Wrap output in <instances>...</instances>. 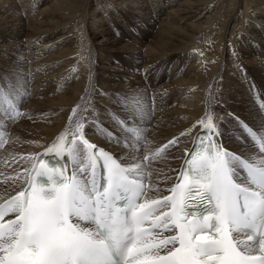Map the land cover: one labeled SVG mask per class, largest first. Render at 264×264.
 <instances>
[{"label": "bare ground", "instance_id": "bare-ground-1", "mask_svg": "<svg viewBox=\"0 0 264 264\" xmlns=\"http://www.w3.org/2000/svg\"><path fill=\"white\" fill-rule=\"evenodd\" d=\"M0 88L11 98L0 107V202L25 188L37 154L61 136V151L73 147L81 124L92 143L147 165L155 200L213 115L225 145L263 159L236 124L264 133V0H0Z\"/></svg>", "mask_w": 264, "mask_h": 264}, {"label": "snow or ice", "instance_id": "snow-or-ice-1", "mask_svg": "<svg viewBox=\"0 0 264 264\" xmlns=\"http://www.w3.org/2000/svg\"><path fill=\"white\" fill-rule=\"evenodd\" d=\"M4 105L11 98L0 88ZM199 124L197 146L162 201L145 198L146 164L117 162L84 138L83 125L71 175L67 162L46 161L59 158L61 136L34 157L27 187L0 204V264H264V161L246 163L216 143L211 119ZM78 156L86 168L75 166ZM237 168L246 169V183L235 179Z\"/></svg>", "mask_w": 264, "mask_h": 264}, {"label": "rangeland", "instance_id": "rangeland-1", "mask_svg": "<svg viewBox=\"0 0 264 264\" xmlns=\"http://www.w3.org/2000/svg\"><path fill=\"white\" fill-rule=\"evenodd\" d=\"M144 63H141L138 67H139V69H138V76H137V73H135V75L136 76H134V77H131V79H134V80H137V79H139L138 77L140 76V75H142L145 71H144V69H145V67H144V65H143ZM242 66H236L235 67V69L236 70H238V72H240L241 70H242V68H241ZM239 68V69H238ZM256 89V90H255ZM251 90H253V91H256V93H259L260 95H261V92H259V91H262V89L257 85V84H252V86H251ZM149 92H151V91H149ZM254 95H255V93H254ZM105 98H106V96H105ZM263 102V100H260V101H256V104H257V106H260L261 105V103ZM148 104V103H147ZM108 105V104H107ZM108 107V106H107ZM108 108H110V107H108ZM150 109V111H152V108H149ZM15 110V109H14ZM16 111V110H15ZM122 112H124L123 110H122ZM122 112H119V113H121L122 114ZM230 114V113H229ZM232 114V113H231ZM230 114V115H231ZM152 113H151V115L149 116V119H151V117H152ZM10 117H12L11 115H10ZM14 120H16L15 122L17 123L18 121H20L21 119H22V116H20V114H15V116L14 117H12ZM88 119H90L89 121H91L92 122V115H89L88 116ZM8 120V119H7ZM237 120L238 121H240V119L239 118H237ZM243 121V120H242ZM7 122H9L10 124H13V123H15V122H13V123H11V121L10 120H8ZM113 122H117V119L115 120V121H113ZM148 123H149V121H147ZM90 123V122H89ZM148 125V124H147ZM236 126H238V127H236L240 132L242 131V126H241V123L239 122V123H237L236 124ZM123 130V129H122ZM113 131V130H112ZM124 131L126 132V129H124ZM114 132V131H113ZM130 135V134H129ZM119 140V142L120 143H122L123 145H124V142L122 141V140H120V139H118ZM146 140H144V142H145ZM143 142V143H144ZM139 143H140V141H139ZM124 147L125 148H129V146L128 145H124ZM143 147V146H142Z\"/></svg>", "mask_w": 264, "mask_h": 264}]
</instances>
